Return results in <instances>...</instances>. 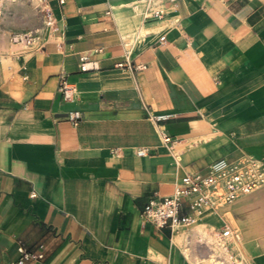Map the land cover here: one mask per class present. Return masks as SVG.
Instances as JSON below:
<instances>
[{
  "label": "crops",
  "instance_id": "obj_1",
  "mask_svg": "<svg viewBox=\"0 0 264 264\" xmlns=\"http://www.w3.org/2000/svg\"><path fill=\"white\" fill-rule=\"evenodd\" d=\"M47 1L57 28L42 50L11 40L43 27L39 0L0 10V264H17L20 245L44 254L25 264H197L212 225L227 243L242 239L249 254L235 258L264 264V186L178 232L142 216L220 159L264 168V0H163L134 41L133 0ZM83 56L98 67L82 70ZM73 110L78 125L66 120ZM230 209L239 228L221 217ZM226 223L238 237H222ZM199 224L207 232L189 257L175 236Z\"/></svg>",
  "mask_w": 264,
  "mask_h": 264
},
{
  "label": "built area",
  "instance_id": "obj_2",
  "mask_svg": "<svg viewBox=\"0 0 264 264\" xmlns=\"http://www.w3.org/2000/svg\"><path fill=\"white\" fill-rule=\"evenodd\" d=\"M175 1V0H170ZM64 2V0H60ZM38 9L42 14L43 27L24 32L12 34L11 40L15 44L32 50H42L44 48L45 32L54 31L57 28L56 18L47 0H39ZM153 15L163 17L162 11H155ZM164 40V37H162ZM120 67H132L135 70H144L146 64L132 65L126 60L119 63ZM97 63L91 61L88 56L82 57V70L97 68ZM60 91L65 100H70L75 92V87L68 81L67 77L62 78ZM167 115L155 117L156 122L167 119ZM66 120L74 125H78L82 120L81 112L73 110L68 112ZM159 134L162 142L170 149L174 146V137L171 136L162 126H159ZM147 148H138V155L148 154ZM264 182V168L254 159H245L243 164H237L226 159L214 162L208 173H188L181 184L176 188L174 194L163 197H154L145 205L142 216L146 221L151 222L157 228H170L172 232L192 224L196 216L204 212L207 207L216 208L218 201L225 204L232 202L241 195L250 194ZM188 200L191 213L183 214L182 205ZM223 238L238 237V232L230 224L226 223L222 231ZM20 258L17 264H25L28 260L42 259V252H32L23 245L18 247ZM238 264H245L240 259Z\"/></svg>",
  "mask_w": 264,
  "mask_h": 264
},
{
  "label": "bare ground",
  "instance_id": "obj_3",
  "mask_svg": "<svg viewBox=\"0 0 264 264\" xmlns=\"http://www.w3.org/2000/svg\"><path fill=\"white\" fill-rule=\"evenodd\" d=\"M163 0H133L132 3L129 4V6H132L131 8H133L135 11V24H134V27L137 29V32L135 33V36L132 38L133 41L135 40L136 38V35L138 34H143L145 32V29L143 27V21H142V13L144 14H149L150 12L148 11V9H153V8H158V5H160L162 3ZM2 4H1V1H0V8H1ZM1 14V12H0ZM148 26V25H147ZM151 26V25H150ZM160 29V28H159ZM129 30L132 31L133 30V25H131L129 27ZM128 31V32H130ZM131 34H133L131 32ZM248 159H252L250 157H248ZM257 161V160H256ZM260 163V162H259ZM264 185V182L261 183L259 187L263 186ZM256 190V189H255ZM239 197H242L239 196ZM238 197V198H239ZM237 198V199H238ZM235 199V200H237ZM235 200H233L232 202H230L229 204L233 203ZM229 204H225L223 201H218L217 203V206H216V210H219L218 208L221 206V205H229ZM206 209H209L211 211H213V207H207ZM203 213V212H202ZM214 217V216H213ZM211 218V217H210ZM212 219V218H211ZM232 219L235 220V222H237L236 218L234 217V215L232 214ZM200 221V220H198ZM206 221V220H205ZM201 222V221H200ZM207 222V221H206ZM194 223V222H193ZM199 223V222H197ZM207 225L205 224H199L195 227L194 229V232L192 233V237L191 236H188L187 238L189 239L188 241L191 240L190 243L191 244V247L192 249H194V247L197 246V244L200 245V243H198V240L196 241H193V239H196V238H201V236L203 235V233L206 231L207 229ZM212 228H214V226L212 225L211 226ZM178 232V231H177ZM183 237H186L185 234H182V235H176L175 236V241L179 244V245H183L182 244V239ZM173 238V237H172ZM219 239L221 241H224L226 242L227 240L226 239H222L220 238L219 236ZM203 240V239H202ZM200 240V241H202ZM213 240V237L211 236L209 239H206L205 242H207L206 244V250L209 251V255H207L205 258H202L201 260H199L197 262V264H238V262L240 261V259L238 257L234 258V261L232 262V258H231V254L229 251H227V249L225 248L224 245H222L221 243H216L214 240ZM199 241V242H200ZM204 243V242H203ZM189 245V242L186 244V245H183V251L190 257L189 255V248L187 249V246ZM174 246V245H173ZM178 246V245H177ZM240 243L237 242L236 244H234V247L235 248H238L240 247ZM176 248V247H175ZM175 250V249H174ZM204 253V252H203ZM249 254V253H248ZM204 255V254H203ZM245 255V254H244ZM182 258V257H181ZM184 258V257H183ZM250 258V257H249ZM200 259V258H198Z\"/></svg>",
  "mask_w": 264,
  "mask_h": 264
},
{
  "label": "rangeland",
  "instance_id": "obj_4",
  "mask_svg": "<svg viewBox=\"0 0 264 264\" xmlns=\"http://www.w3.org/2000/svg\"><path fill=\"white\" fill-rule=\"evenodd\" d=\"M1 1V4H2V6H1V8H0V10H2V8L4 7H6V2L7 1H9V2H13V1H15L16 2V0H0ZM1 16H3V14L1 15ZM1 18V17H0ZM133 40V39H132ZM264 186V185H263ZM263 186H261V187H263ZM260 187V188H261ZM257 189H259V188H257ZM256 189V190H257ZM255 191V190H254ZM242 196H244V195H242ZM240 198V197H239ZM238 198V199H239ZM237 199V200H238ZM236 201V200H235ZM206 211H209V214H212L213 212L211 211V210H209V209H205ZM205 215V211H204V213H203V215H199V216H204ZM221 217H224V218H227L232 224H233V226H235L236 228H239V223L238 222H235V220H233L232 219V212H231V209L230 210H228L227 212H225L224 214H222L221 215ZM213 229L214 228H212L211 227V232L208 234V233H206V234H204L205 232H207V230L203 233L205 236H206V238L205 239H209L211 236L213 237V240L216 242V243H221L222 245H224L225 246V248L227 249V251H229L230 252V254H231V258H232V262L234 261V258H235V256L233 255V251L232 250H237V251H239L241 254H245L244 256L246 257L247 255H248V253L249 252H247V251H245V247L243 246V243H242V239L240 238V240H235V241H231V243H227V242H224V241H221L219 238H218V235H217V233H215L214 231H213ZM204 235H202V236H204ZM202 236H201V238H200V240H202ZM188 236H186V237H183V239H182V244L183 245H186L188 242H189V245L187 246V249L189 248V251L190 250H193L192 249V247H191V244L192 243H190L191 242V240L190 241H188L189 239L187 238ZM200 241L199 240V238H196V239H193V241ZM212 240V241H213ZM237 242H239L240 243V247H238V248H235L234 247V244H236ZM229 246H231V248L229 247Z\"/></svg>",
  "mask_w": 264,
  "mask_h": 264
}]
</instances>
